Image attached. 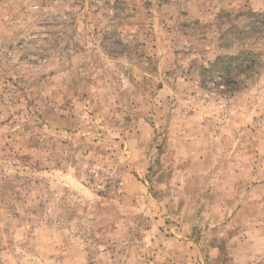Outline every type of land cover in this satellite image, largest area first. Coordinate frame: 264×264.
I'll use <instances>...</instances> for the list:
<instances>
[{
  "label": "rangeland",
  "instance_id": "rangeland-1",
  "mask_svg": "<svg viewBox=\"0 0 264 264\" xmlns=\"http://www.w3.org/2000/svg\"><path fill=\"white\" fill-rule=\"evenodd\" d=\"M0 264H264V0H0Z\"/></svg>",
  "mask_w": 264,
  "mask_h": 264
},
{
  "label": "trees",
  "instance_id": "trees-1",
  "mask_svg": "<svg viewBox=\"0 0 264 264\" xmlns=\"http://www.w3.org/2000/svg\"><path fill=\"white\" fill-rule=\"evenodd\" d=\"M254 65L255 61L248 55L219 56L203 69L202 76L211 79L219 76L221 77L220 83L225 84L227 88H231L232 85L231 90H236L238 79L242 75H249Z\"/></svg>",
  "mask_w": 264,
  "mask_h": 264
}]
</instances>
